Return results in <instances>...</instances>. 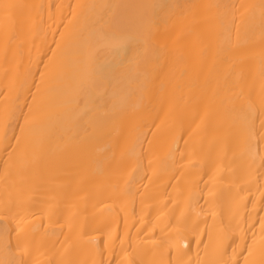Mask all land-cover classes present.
Listing matches in <instances>:
<instances>
[{
    "label": "bare ground",
    "instance_id": "6f19581e",
    "mask_svg": "<svg viewBox=\"0 0 264 264\" xmlns=\"http://www.w3.org/2000/svg\"><path fill=\"white\" fill-rule=\"evenodd\" d=\"M0 264H264V0H0Z\"/></svg>",
    "mask_w": 264,
    "mask_h": 264
}]
</instances>
